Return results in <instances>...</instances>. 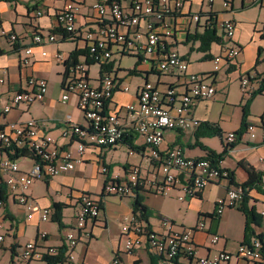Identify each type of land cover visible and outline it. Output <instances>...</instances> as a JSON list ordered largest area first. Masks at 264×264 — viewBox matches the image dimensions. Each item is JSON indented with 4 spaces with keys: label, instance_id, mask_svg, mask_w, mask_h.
Instances as JSON below:
<instances>
[{
    "label": "crops",
    "instance_id": "0c3cea01",
    "mask_svg": "<svg viewBox=\"0 0 264 264\" xmlns=\"http://www.w3.org/2000/svg\"><path fill=\"white\" fill-rule=\"evenodd\" d=\"M96 1L76 0L80 6L78 25L93 26L96 12L92 5ZM229 1L232 5L231 11H223L221 6L223 0L215 1L213 11L222 13L221 18L233 19L236 22L234 40L241 52L235 60L224 65L221 70L214 71L213 57L218 55L225 45H230L219 23L217 32L222 39L221 42L212 44L209 58H206L205 54L197 60L198 63H193L191 52L195 46H191L190 51L186 50V52L179 49L180 45L188 47L190 42L193 45L198 43L199 41L193 40V37L195 34H202L205 27L192 26L189 37L176 45L177 50L189 62V73L210 74L208 80L217 88L214 99L202 100L194 104L192 119L200 124L214 125L223 133V136L203 135L197 127L188 131H166L161 145L164 151L181 146L187 157L201 159L206 158L209 153L198 146L203 144L215 153L223 155L226 149L224 136L228 132H238L242 129L246 105H248V123H257L264 116V90L258 93L264 80V58L262 57L264 0H258L255 4H249L244 0ZM122 2L129 6L128 1L122 0ZM60 6L61 4L54 0L0 1V33L4 29L8 34L18 36V41L14 44L7 37L0 38V68L6 71V83L0 85V110L5 105L11 104L16 92L30 90L28 85L30 78H42L48 81V90L42 101L31 105L15 106L10 113L1 116L0 122L6 126L11 122L34 120L38 123L40 135L52 136L55 139L54 146L65 150L76 148L72 133L68 137H63V133L69 130L67 123H76L82 127H88L89 123L80 109L79 98L76 95L70 94L67 100H63L66 93L63 86L65 67L55 60V55L62 53L66 58H70V55L77 50L88 53V43L83 39L69 37L62 31L57 20ZM194 6H201L203 9V0H193L191 4L184 7V11L194 13ZM38 12L43 14L39 16ZM58 29L60 32L56 34ZM35 33H40L44 37L54 33L57 35V41L51 44L46 41L36 44L33 40ZM27 49H32L31 55H27ZM44 52L48 54L47 57L42 56ZM84 57L85 55L82 54L79 61ZM26 59L27 64L24 61ZM137 69L138 74L121 76L123 81L129 84L130 91L127 93L116 91L110 104L111 110H114L117 105L136 102L139 89L146 81L166 91L169 84L179 79L176 71L171 74H162L149 71L150 69L148 71H141L139 67ZM138 77L142 80L137 82L135 88H131L133 78ZM244 78L250 80L254 97L242 89ZM183 90L186 89L181 86L179 91ZM257 134L259 136L256 140H252L247 134L244 135L220 162V168L234 176L236 185H242L248 180L249 176L244 167L246 165L251 166L256 172L264 173L262 130H258ZM149 153L150 149L146 146L144 138L139 134L129 133L116 146L88 148L84 155V162L74 171L35 182L27 193L30 201L40 209H53L55 204L63 205L60 225L52 218L49 221H43L39 211L35 213L33 219L29 220L25 209L8 199L5 209L0 213V223L3 224V230L6 229L11 233V238L4 237L3 243L0 244V264H17V257L21 256L24 247L30 242H35L39 247H54L64 251V233L71 230L78 234L75 225L80 209L78 201L83 193L100 198L101 212L97 220L89 223L91 237L87 243H80L76 247L75 260L71 264H110L118 255L121 256L119 264H164L163 257L154 254L147 244L133 253H124L127 234H123L120 240V223H126L129 218L136 215L135 198L103 194L107 181L125 177L133 167L143 164L145 155ZM15 160L19 163L22 174L28 173L36 163L34 158L28 156ZM102 164L108 168L107 174L101 172ZM156 173L157 167L154 165L142 170V176L149 179H152ZM236 185H232L230 181L211 184L200 196L186 201L178 199L179 191H172L169 196L142 193L143 204L149 209L148 228L159 233L165 232L164 220L172 221L174 228L178 230L194 228L200 218H203L208 231H198L194 236L199 255L213 256L220 251L236 254L239 246L246 240L248 217L239 207L227 208L222 215H217V203L227 197L229 188ZM244 205L248 210L254 209L260 217V224L252 222L250 225L255 236L264 235V223L260 216V211L264 210V176L259 187L247 190ZM191 216L195 217L193 222L189 221ZM8 220L11 222L10 225ZM42 232L48 234L45 239L41 238ZM0 234L3 235L2 231ZM209 234H217L221 240L213 245ZM129 235L134 236V233ZM99 242L106 246L102 247ZM189 262V259L180 257L176 264H189ZM22 264L47 263L33 260L22 261Z\"/></svg>",
    "mask_w": 264,
    "mask_h": 264
},
{
    "label": "built area",
    "instance_id": "2783aa9c",
    "mask_svg": "<svg viewBox=\"0 0 264 264\" xmlns=\"http://www.w3.org/2000/svg\"><path fill=\"white\" fill-rule=\"evenodd\" d=\"M2 1V0H0ZM61 6L57 12L59 27L69 37L83 39L88 43L87 55L77 63L67 64L69 57L57 53L55 60L65 67L63 86L67 100L70 94L79 98V106L83 111L88 127L76 123H67L69 130L63 133L75 137L76 148L60 149L54 146L52 136L40 135L38 123L34 120L27 122H11L4 126L0 122V177L5 185V196L23 207L28 213L29 220L34 218L37 211L43 221L51 219L52 209L36 207L28 197L32 185L40 180L56 177L65 172H72L84 162L88 148L113 147L123 141L129 133L139 134L144 138L150 153L145 155L143 164L133 167L123 178L111 179L106 182L104 195L120 197H135L137 192L157 193L169 196L172 191H179L178 199L186 201L194 199L211 184L229 181L230 173L213 164L207 159H194L185 155L181 146L162 150L164 133L166 131H188L199 127L200 123L192 119L194 104L198 101L214 99L216 86L210 82V74L189 73V62L176 48L182 40L190 35L192 26L216 27L219 23L225 38L230 45H225L222 51L213 57L214 71H219L229 62L240 55V49L235 44L236 22L233 19L221 18L219 11H213L216 0H203L204 8L198 13H187L184 7L193 0H97L92 8L96 12L93 26L78 25L80 6L76 0H54ZM255 4L258 0H244ZM210 10L205 12V7ZM229 0H223V11H231ZM39 16L43 13L38 12ZM202 16L206 19L202 21ZM1 37H7L13 44L18 36L8 34L2 29ZM34 43H55L54 33L44 37L40 33L33 36ZM171 40V41H170ZM27 55L32 49H27ZM115 54L133 55L138 57L137 67L141 71H156L171 74L175 71L179 79L162 91L155 84L146 81L139 89L136 102L117 105L110 109L114 94L120 90L129 92V84L114 70L112 58ZM43 57L48 54L44 52ZM264 58V50L262 51ZM28 63V60H24ZM89 62L100 64V77H91ZM111 71L102 70V65L110 66ZM138 70V69H137ZM5 69L0 68V85L6 83ZM250 80L242 79V89L248 95H253L254 89ZM30 90H20L15 93L11 104L0 110L2 115L10 113L15 106L31 105L42 101L48 90V81L42 78H30ZM186 89L179 91L180 87ZM123 113V114H121ZM258 130H262L261 140L264 142V117L257 123H248L241 137L237 132H228L224 136L226 148L231 149L238 139L249 135L252 140L258 139ZM72 131V132H70ZM27 149L36 154V163L31 170L22 174L17 160L10 158L7 151ZM133 153V151L131 152ZM156 166L157 173L152 179L142 176V170ZM101 172L108 173V168L102 164ZM244 196L241 187L228 189L227 197L217 203V215H222L227 208H238ZM6 200L2 198L0 188V213L5 207ZM80 209L76 217L75 228L78 234L67 230L63 235L66 263L75 260V249L80 243H87L91 237L89 223L97 220L101 212V200L89 193H83L78 201ZM264 223V210L260 211ZM124 227L125 252L133 253L142 245L147 244L150 250L164 259V264H176L180 257L190 260L189 264H264V239L255 236L249 243L241 244L236 254L220 251L213 256H200L199 248L194 240L198 231L207 232L205 219L200 218L196 227L175 229L170 220L163 221L165 232H156L148 228V224L140 216L134 215ZM130 225V227H129ZM3 224L0 223V231ZM134 233V236L129 235ZM47 232L41 233V238L47 237ZM211 244L216 245L221 237L209 234ZM4 236L0 234V244ZM59 249L54 247H39L35 242L26 244L20 256L23 262L42 260L47 256L57 257ZM121 256L110 264H119ZM17 264L20 263L19 258Z\"/></svg>",
    "mask_w": 264,
    "mask_h": 264
},
{
    "label": "trees",
    "instance_id": "16d2710c",
    "mask_svg": "<svg viewBox=\"0 0 264 264\" xmlns=\"http://www.w3.org/2000/svg\"><path fill=\"white\" fill-rule=\"evenodd\" d=\"M59 32H60V30L58 29V30H56L55 33L57 34ZM221 39H222V37L218 36V32H217L216 27H214V28L208 27L205 29V31L202 34H195L193 37V40L199 41V43H200L199 50L206 54V58H209V56H210L209 51L211 50L212 44L221 42ZM82 54H84L86 56L87 52L86 51L82 52L79 50L74 51L70 55V58H69V61L67 62V64H70V62L73 64L77 63L79 61V57ZM89 64L93 65V64H95V62L94 63L89 62ZM112 66H113V64H111L110 66L102 65L101 69L103 71L104 70L111 71ZM129 74H131V75L138 74L137 67L133 70H130ZM263 90H264V80L262 81L261 88H259L258 93H262ZM254 95H252V97H254ZM247 117H248V105L245 106V114H244V121H243L242 129L237 132L240 137L247 128V125H248ZM263 117L264 116H262L261 119ZM198 131H200L201 134L207 135V136H211V135L223 136V133L219 129H217V127H215L214 125H211L209 123H201L200 126L198 127ZM240 139H238V141ZM235 145L236 144L232 145V148ZM198 146H200L201 148H203L204 150L209 152L208 156L205 159L209 160L213 164H219V162L222 161L223 156L226 153H228V151L230 150V149L226 148L224 151V154L219 155V154L215 153L214 151L208 149L203 144H200V145L198 144ZM6 153L12 159H20V158L26 157V156H28L30 158H34L35 160L37 159L36 154L32 151L27 150V149H22V150L14 149L12 152L7 151ZM201 159H204V158H201ZM244 167L248 173L249 178L242 185H236L235 180H234V176L228 171L230 173L229 174L230 175V177H229L230 183L232 185H236V186L241 187L244 191V196H243V199L241 201L239 208L242 209L244 211V213L247 215L248 224H247V228H246V233H247L246 234V240L242 244L249 243L251 241V239H253L255 237V234L250 227L251 223L253 222L256 224H260V217L256 214L255 210L254 209L248 210L244 205V203L247 199V190L250 188H253V187H259L262 184V178L264 176V173L256 172L249 165H246ZM0 188H1V192H2V198L4 200H6V203H5V207H6L7 196H5V194L7 192L5 191V185H4L3 179L1 177H0ZM259 191H261V188H259ZM134 198H135V200H134L135 214L136 215L139 214L140 218L148 224V222H149L148 221L149 209L143 204L142 193L140 191H138L137 195ZM5 207H4V209H5ZM62 209H63V205L55 204L54 208L52 209V214H51L52 220H54V222L58 223L59 225L62 223ZM201 217H202V215H201ZM258 237L260 239H264V235H258ZM39 261L46 262L47 264H64V263H66L65 253L63 251H60V254L57 257L47 256L44 259L39 260Z\"/></svg>",
    "mask_w": 264,
    "mask_h": 264
},
{
    "label": "rangeland",
    "instance_id": "374dc122",
    "mask_svg": "<svg viewBox=\"0 0 264 264\" xmlns=\"http://www.w3.org/2000/svg\"><path fill=\"white\" fill-rule=\"evenodd\" d=\"M221 6H223V4ZM209 10H210V8L208 6H206L205 7V12L206 11L208 12ZM200 11H201V6H198V7L194 6V13H198ZM90 12H91V9H90ZM205 19H206V16H202V21H204ZM191 46H193V47L195 46V49L191 52V59L193 60V63H198L199 61H197V60L205 55L204 52L199 50V46H200L199 42L196 43L195 45H193L190 42L188 47H186L185 45H180L179 49L182 52H186V50L190 51ZM112 61H113V64H114V70H113V72H111V75L113 77H115L116 73H117L119 76H123V75H129V71L133 70L134 68H136V66L138 64L137 63L138 62V57L133 56V55H123L122 56L121 54H115L113 56V58H112ZM90 72H91V77L98 79L100 77V64L91 65ZM141 80L142 79L141 78L139 79V77L138 78H133L132 83H131V88H135L137 82H140ZM194 218H195L194 216H191L189 218V221L193 222ZM195 221H196V219H195ZM10 224H11V222L8 220V225H10ZM125 226H127L126 223H120L121 230H119V228H117L119 230V238H120V240L123 238L122 237L123 234H125V231H124V227ZM191 228H193V227H191ZM1 231H2L3 236L5 238H7V239L11 238L10 237L11 233H9L6 229H4V230L2 229ZM123 242H124V240H123ZM99 243H100V245L102 247L106 246V245H104L101 242H99ZM18 258H19V261H20L19 264H22V259L20 257H17V259Z\"/></svg>",
    "mask_w": 264,
    "mask_h": 264
}]
</instances>
